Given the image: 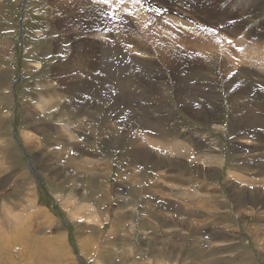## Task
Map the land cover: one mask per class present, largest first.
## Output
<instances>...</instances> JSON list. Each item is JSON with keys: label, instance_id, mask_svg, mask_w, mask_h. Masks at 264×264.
I'll return each instance as SVG.
<instances>
[{"label": "rangeland", "instance_id": "rangeland-1", "mask_svg": "<svg viewBox=\"0 0 264 264\" xmlns=\"http://www.w3.org/2000/svg\"><path fill=\"white\" fill-rule=\"evenodd\" d=\"M69 1L0 0V264H264V83L243 74L228 80L217 59L201 54L218 46L209 39L210 30L217 32L211 27L197 35L179 26L202 44H188L187 53L180 47L181 73L170 72L149 38V58L119 44L110 21L105 33L113 38L98 52L87 44L83 53L86 38H72L67 26L77 12L62 4ZM134 1L143 14L140 31L166 14L185 13L191 20L183 19L203 25L219 14L229 26L264 35V0ZM100 59H109L113 99L79 88L100 71ZM118 78L125 83L121 99L113 89ZM240 84L244 92L235 91ZM83 104L92 113L87 118L77 112ZM239 109L241 120H257L256 130H242ZM32 126L37 138L26 144L22 130ZM177 146L184 148L180 155ZM72 202L74 209L96 206L97 221L74 216ZM178 204L196 214L194 229L177 219ZM131 220L137 226L128 231ZM85 242L87 253L79 245Z\"/></svg>", "mask_w": 264, "mask_h": 264}, {"label": "bare ground", "instance_id": "bare-ground-1", "mask_svg": "<svg viewBox=\"0 0 264 264\" xmlns=\"http://www.w3.org/2000/svg\"><path fill=\"white\" fill-rule=\"evenodd\" d=\"M176 1H184L185 2L186 0H176ZM118 2H120V3L118 5H115V6H112V4L114 3V0L113 1L107 0V3H104L103 0H83L81 2L79 0H70L68 5H66L67 2H65V3L62 2L63 5L68 6L67 7L68 9L71 8V10H76L77 11L76 12V15H75L76 16L75 21L72 20V19L69 20L68 23H67V26H68L69 31H71L70 32V36L72 38L76 39L77 38V35H83L86 38V40L84 39L81 42V43H84V42L86 43V44H84V46H81L82 49L84 47L83 53L85 51H87L88 48L90 47V46L88 47L87 44H90L91 45L92 42H93L94 45L92 44V48H89V51L92 50V49H94L95 52H98V49H101L104 46V41L106 42L110 38H113L110 34H106L105 33V31H107V29H108V23H109L108 21H110V22H113V25L114 24L116 25L117 32H118V34L120 33L119 34V37H122L121 39L119 38L118 41H117L119 44H121L123 46H127L128 45L132 49L131 51H133V52H139V55L143 56V58H149L148 56H150V54L148 53V50L146 48V46H147L146 43L148 44L149 43L148 40L150 39L151 42L154 41L156 43V46L153 49H154L155 52L162 53L161 54L162 55V60L163 61H166V66L170 69V72H180L181 73L182 72V69H184V67L186 68V64L184 62V59H185V57L183 56L184 54L181 55L180 47H185V48H181L183 51H184V49L185 50L188 49V51H189L192 47L189 46L188 44L194 43L197 46H201L202 44L197 43L198 40H197V38L195 36L191 37L188 32L179 30V26H183L185 28H188L190 30V34L192 32V33L197 34V35L198 34L199 35H203V33H206L207 30H208V29H205V28L211 27V29L214 28L217 32H213V30L211 32V30H210L209 39H211L212 41H215L218 46L217 47H214V49H215L214 52L208 50V51H205V52H201V54L203 56L205 55L208 58L211 56V59H213V60L214 59H217L218 60V63L220 62L219 63V68H222L221 70L224 73V75H226V77H227L228 80H230V78H232V79H238L239 74L240 75L243 74L246 77H250L251 80H252V83L254 85H256V84L263 85L262 83H264V44L261 43L262 41L259 42L260 40H263L264 39V35H263V32L262 31H257L253 27H250L247 30H245V32H242V30H241L240 27L229 26L230 23L229 24H226L225 19H226V17L228 18V16H223V15H219V14L217 16H214V15H212L210 17L207 16V18H209V19H216V21L213 22L216 25H214V24L213 25L212 24H204L203 25V23L200 24V23H197V22H193L194 23L193 24L192 22L183 19V18L188 19L185 16V13H183V15L185 16V17L183 16V18H182V15L181 14H180V16L166 14V16H168V18L162 17L161 20H158V21L155 20V19H153L151 21L150 20H147V22L148 21H150V22H149V25L143 29V31H144V34H143V31H140L141 30V27H139L140 25H142L143 20H144L143 17H142L143 14L141 15L140 13H138V10L139 9L136 7V4H135L136 2L134 0L133 1L132 0H128V1L127 0H119ZM127 2H130L131 5L129 3H127ZM115 4H117V3H115ZM175 4H177V3H175ZM144 6H145V4H144ZM123 10L124 11L125 10L126 11L128 10L127 12H129V14H131L130 17H132L133 19H135V21L137 22L138 25L135 24L134 21H131L132 19L130 20L129 14L127 12L125 13V14H128L127 15L128 17H127L124 14ZM110 11L112 13H114V14L111 15L110 14ZM173 12H176V11H173ZM201 12L204 13L205 10H201ZM210 12L211 11L209 9L207 11V13H210ZM212 13H215V12H212ZM224 14H225V12H224ZM67 15H69V14H67ZM220 18H222V21L220 20ZM112 20H115L116 23H114L115 21H112ZM188 20H191V17H189ZM202 22H204V21H202ZM193 26H195L196 29ZM216 26H219L221 29H224V32L223 31L220 32L219 31L220 28L218 29V27H216ZM112 28H114V27H112ZM79 30H80V33H79ZM123 30H125L126 32H124ZM128 31L133 32L134 38L131 39V38H128L127 37V36H129L128 33H127ZM125 33H127V36L124 35ZM139 35H143V36L140 37V38H138ZM116 37H118V35H116ZM116 37H115L114 40H117ZM89 39H92V41H90ZM249 39H251L253 42L252 41H249ZM142 42H143V44H142ZM125 43H126V45H125ZM195 46H194V48H195ZM216 52H218V55L215 54ZM83 53H82V55H83L82 60H84L83 58H85L84 57L85 54H83ZM127 53H130V52L128 51ZM185 53H187V52H185ZM91 56H92V54H91ZM206 57H205V59L207 60ZM108 58H110V57H108ZM110 62H112V61H110ZM95 67L96 68H99L100 67L101 68L100 69L101 72L99 71V72H97L96 75L91 76L92 79L91 78L89 79V81H90L89 83L90 84H88V85L86 83L81 84V85H79L80 86L79 88H81L82 86H84V88L88 89V91L91 94L96 93L95 92V90H96V91H98V94L100 95V98L102 97V98L113 99L112 98V93L108 94L109 93L108 90L111 88L108 83H110V81H112L111 80V77L112 76L110 77L109 74H108V69H110L109 59L108 60H104V59L102 60V59H100V61L97 60V63H96V66ZM257 68L260 69V70H263V73H260L259 71H257ZM180 73H179V75H181ZM174 75H175V73H174ZM179 75H177V76L179 77ZM252 77L254 79L255 78L256 79L253 80ZM78 78L81 79L80 77H78ZM240 78H242V77L240 76L239 79ZM257 78L259 80H257ZM119 80H121V81H119ZM204 80H205V78H204ZM118 81H119L118 84L113 89L117 93V97L116 98L121 99L124 96V93L123 92L125 91V83H124V80H122L120 78H118ZM64 85H65V82H64ZM65 86H67L66 88H68V85H65ZM92 90H94V91H92ZM244 90H246V88L244 86H242V84H240V86L238 85L237 87H235V91L236 92H239V91L240 92H244ZM248 92H250V89H249ZM78 102H80V101L78 100ZM82 102H83V100H82ZM89 104H91V103L88 101V105ZM105 104H107V103H105ZM72 105L74 106V104H72ZM239 106H240V104H239ZM243 107H245V105L242 106L241 108L240 107L239 108L242 109ZM84 108H85L84 104L77 107V110H78L77 112H78L79 115H81V118H87V114L91 113V110L84 109ZM236 109H238V108H236ZM71 111H73V110H71ZM236 112H239V116H241V118L238 119L239 121L236 120V122H241L240 124H241V126H243V128H242L243 131L250 130L249 127H252L251 129L256 130V128L258 127V124L256 123L257 120H254L253 119V120L243 121V120H241V119H244L243 118V115L244 114L242 113V111L241 110L240 111H237L236 110ZM132 115H134V114H132ZM135 115H136V117H138V114H135ZM102 116H105V115L102 114ZM127 118H130V117L129 116H124V120H126ZM130 119H132V118H130ZM138 119H139V117H138ZM132 121L137 122L138 120H136L134 118V119H132ZM136 124L137 125L135 126L134 129L135 130H138L139 129L138 128L139 127V124L138 123H136ZM65 125H67V123H64L63 126H65ZM145 125H146V127H149V129L147 128L149 131H152V129L153 130L155 129L152 125H149V124H146V123H145ZM126 126L128 127V125H126ZM34 128L35 127H33L32 129H29L28 128V129H23L22 130V134L24 136V137L23 136L22 137L25 138V143L26 144H29L30 142H32L34 139L37 138V136L34 135ZM223 128H225V127L222 126V125H220V126L219 125H216L215 128H214V130H218L219 131V130H222ZM138 132H139V130H138ZM143 134H146V133H143ZM163 135H164V133H163ZM143 137H144V135H143ZM140 138H141V134L140 135H137V137H135V139H137L139 141L141 140ZM76 139L77 138H75V140ZM68 140L70 141L72 139H69L68 138ZM69 141H68V143H70ZM139 141L136 142L137 147H141ZM241 142L247 143L248 140L244 138V139H239L238 143L236 142L237 143V146H238L237 147V150H239V151L243 149V147H244L243 144H245V143H241ZM165 144L167 145V143H165ZM177 145H179V144H177ZM180 146H181V144H180ZM182 146H183V144H182ZM177 147L179 148V146H177ZM177 147L174 148L175 151H174V149L172 151H174L178 155H180V153L182 152V150H184V148L183 149L182 148L177 149ZM74 148L77 149V150H80L81 152L83 151V149H80V148H77V147H74ZM174 152H173V155H174ZM139 153L140 152L138 151L136 154L138 155ZM213 153H215V152H213ZM213 153H212L211 150H209L208 152H206V154L209 157H212V158L215 157L216 158L215 161L218 164H221V163L223 164L222 159L221 158H220L221 160L219 159V154H213ZM212 155H214V156H212ZM242 157L244 158V156H242ZM140 160H143V159L140 158ZM204 160H206V159H204ZM209 161H211V160H209ZM231 171H232L231 169L228 170L229 173ZM236 172L240 173L239 171H236ZM236 181L239 182V184H240V182L241 183H246L245 180H242L241 181V180L236 179ZM212 189L215 190L216 193L218 192L216 188L215 189L212 188ZM214 198L212 197L211 200L214 201ZM177 203H179V202H177ZM127 204H125V205H127ZM72 205H73V210H72L73 213L72 214H74V216H81L82 218H84V219L87 220V221L85 220L86 222L89 221L88 223H90L92 220L97 221L96 220L97 219V215L95 213H97L98 211H97L96 206H93L92 203L87 202L86 204H83L81 207H79V206L76 207V209H74L75 207H74V203L73 202H72ZM136 206H138L137 203H136ZM183 207L184 206L183 205H180V204H178V205L175 206V210H176V213L175 214H176V217H179L177 219H180L184 223L186 222L187 225L189 227H191V229H194L195 227L192 228V226L194 225V223L192 221V218L196 214H194L193 211H191V209L190 210H186L188 207L186 209H184ZM238 208H239L238 209L239 211L242 210L241 205ZM211 214L217 220L218 219H221L220 213L213 211ZM106 219L107 218H105L104 221H106ZM143 220L144 219L142 217L141 220L139 221V224H137L139 229L143 228V226H142L143 225ZM200 223L202 224V221ZM137 225H135V223L133 222V220H131V223L129 225V228H128L129 230L128 231L134 230V228ZM12 236H13V234H12ZM16 236H17V233L15 234V237ZM20 237H19V239H20ZM130 237H132V233H131ZM85 244H87V243L85 242V243L79 244L80 245V248L84 252L87 249V247L85 246ZM85 253H87V252H85ZM164 262H163L164 264H171L170 261H164Z\"/></svg>", "mask_w": 264, "mask_h": 264}, {"label": "crops", "instance_id": "crops-1", "mask_svg": "<svg viewBox=\"0 0 264 264\" xmlns=\"http://www.w3.org/2000/svg\"><path fill=\"white\" fill-rule=\"evenodd\" d=\"M138 211L139 212H141L140 210H132V216L134 217V218H136L137 216H138ZM139 224V223H138Z\"/></svg>", "mask_w": 264, "mask_h": 264}, {"label": "water", "instance_id": "water-1", "mask_svg": "<svg viewBox=\"0 0 264 264\" xmlns=\"http://www.w3.org/2000/svg\"><path fill=\"white\" fill-rule=\"evenodd\" d=\"M23 19H24V17L21 16V17H20V21H19V29H21V27H22V21H23Z\"/></svg>", "mask_w": 264, "mask_h": 264}, {"label": "snow or ice", "instance_id": "snow-or-ice-1", "mask_svg": "<svg viewBox=\"0 0 264 264\" xmlns=\"http://www.w3.org/2000/svg\"><path fill=\"white\" fill-rule=\"evenodd\" d=\"M104 3H107V0H103Z\"/></svg>", "mask_w": 264, "mask_h": 264}]
</instances>
